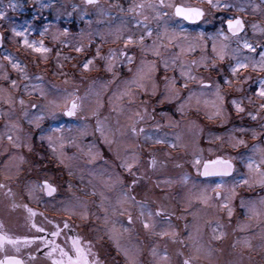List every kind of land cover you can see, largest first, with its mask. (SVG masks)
I'll list each match as a JSON object with an SVG mask.
<instances>
[{
    "label": "clouds",
    "instance_id": "1",
    "mask_svg": "<svg viewBox=\"0 0 264 264\" xmlns=\"http://www.w3.org/2000/svg\"><path fill=\"white\" fill-rule=\"evenodd\" d=\"M0 264H264V0H0Z\"/></svg>",
    "mask_w": 264,
    "mask_h": 264
}]
</instances>
